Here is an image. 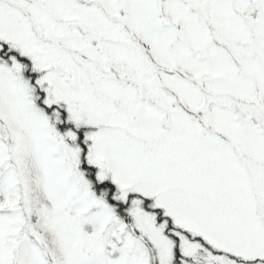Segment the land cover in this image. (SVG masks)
<instances>
[{"label": "snow or ice", "instance_id": "snow-or-ice-1", "mask_svg": "<svg viewBox=\"0 0 264 264\" xmlns=\"http://www.w3.org/2000/svg\"><path fill=\"white\" fill-rule=\"evenodd\" d=\"M0 264H264V0H0Z\"/></svg>", "mask_w": 264, "mask_h": 264}]
</instances>
